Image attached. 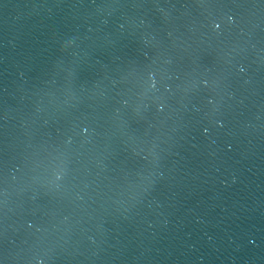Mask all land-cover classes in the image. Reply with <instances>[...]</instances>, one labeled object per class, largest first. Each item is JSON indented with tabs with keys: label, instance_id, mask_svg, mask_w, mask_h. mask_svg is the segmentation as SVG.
I'll use <instances>...</instances> for the list:
<instances>
[{
	"label": "water",
	"instance_id": "water-1",
	"mask_svg": "<svg viewBox=\"0 0 264 264\" xmlns=\"http://www.w3.org/2000/svg\"><path fill=\"white\" fill-rule=\"evenodd\" d=\"M0 264H264V0H0Z\"/></svg>",
	"mask_w": 264,
	"mask_h": 264
}]
</instances>
